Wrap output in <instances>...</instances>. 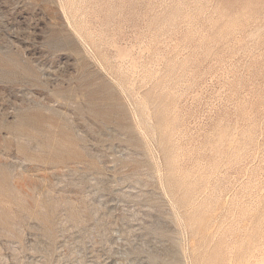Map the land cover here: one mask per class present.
Wrapping results in <instances>:
<instances>
[{"label": "rangeland", "instance_id": "obj_1", "mask_svg": "<svg viewBox=\"0 0 264 264\" xmlns=\"http://www.w3.org/2000/svg\"><path fill=\"white\" fill-rule=\"evenodd\" d=\"M0 264H264V0H0Z\"/></svg>", "mask_w": 264, "mask_h": 264}, {"label": "bare ground", "instance_id": "obj_2", "mask_svg": "<svg viewBox=\"0 0 264 264\" xmlns=\"http://www.w3.org/2000/svg\"><path fill=\"white\" fill-rule=\"evenodd\" d=\"M145 110V109H144Z\"/></svg>", "mask_w": 264, "mask_h": 264}]
</instances>
